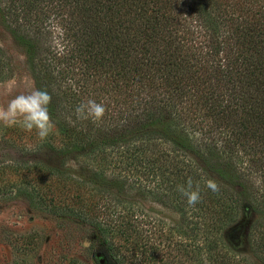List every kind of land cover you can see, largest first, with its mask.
<instances>
[{
  "label": "trees",
  "instance_id": "trees-1",
  "mask_svg": "<svg viewBox=\"0 0 264 264\" xmlns=\"http://www.w3.org/2000/svg\"><path fill=\"white\" fill-rule=\"evenodd\" d=\"M0 17L52 96L62 142L36 202L73 211L57 191L74 190L82 213L85 188L125 186L175 210L179 230L94 204L98 236L141 240L145 264H252L226 235L241 211L264 209V0H0ZM5 61L0 48V77ZM89 98L106 105L98 122L74 114ZM72 157L87 180L66 173ZM188 177L195 207L177 191ZM254 241L264 259V225Z\"/></svg>",
  "mask_w": 264,
  "mask_h": 264
},
{
  "label": "rangeland",
  "instance_id": "rangeland-1",
  "mask_svg": "<svg viewBox=\"0 0 264 264\" xmlns=\"http://www.w3.org/2000/svg\"><path fill=\"white\" fill-rule=\"evenodd\" d=\"M0 48L6 58L0 77V105H6L15 95L28 93L36 87L27 68L24 48L3 25L1 17ZM61 144L54 123L52 131L43 140L35 130L26 132L18 126L0 124V264H145L148 257H144L141 240H137L136 247L132 248L131 241H125L121 236H98L94 220L100 221L101 214L94 218L92 206L96 204L101 210L103 205L108 206L106 210L113 213V217L119 212L124 213V209L134 208L146 217L151 228L159 230L168 226H176L179 230L178 213L146 196H135L137 190L125 186L120 189L102 187L109 193L100 198L98 190L101 187L95 184L81 194L82 213L75 209L80 208L76 201L70 199L71 195H76L74 190L57 191L65 204L71 203L73 211H56L50 205L39 204L36 188L44 182L42 191L49 192L47 170L56 168L61 161L58 151ZM65 162L68 175L78 181L87 180L77 157ZM24 165L27 169L20 175ZM257 196L264 198L263 194ZM258 210L241 211L226 235L227 244L233 251L252 264H264L262 252L254 245L264 225V209L259 207Z\"/></svg>",
  "mask_w": 264,
  "mask_h": 264
},
{
  "label": "clouds",
  "instance_id": "clouds-1",
  "mask_svg": "<svg viewBox=\"0 0 264 264\" xmlns=\"http://www.w3.org/2000/svg\"><path fill=\"white\" fill-rule=\"evenodd\" d=\"M52 96L47 90L33 89L28 93H21L11 98L6 105H0V124L5 127L18 126L26 132L35 130L36 135L45 139L53 128L49 113ZM106 112V105L95 99L81 101L74 109L78 120L91 119L100 121ZM204 185L212 192L219 191L218 183L211 178H205ZM177 191L186 198L189 206L195 207L201 200V187L199 181L188 177L185 184L177 186Z\"/></svg>",
  "mask_w": 264,
  "mask_h": 264
}]
</instances>
